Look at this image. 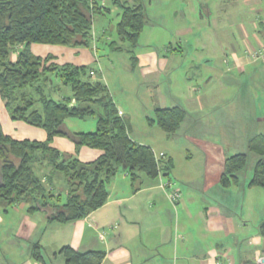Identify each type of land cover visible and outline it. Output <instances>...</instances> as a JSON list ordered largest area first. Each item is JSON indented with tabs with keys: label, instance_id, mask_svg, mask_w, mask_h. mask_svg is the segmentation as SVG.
<instances>
[{
	"label": "crops",
	"instance_id": "crops-1",
	"mask_svg": "<svg viewBox=\"0 0 264 264\" xmlns=\"http://www.w3.org/2000/svg\"><path fill=\"white\" fill-rule=\"evenodd\" d=\"M203 1H206V5L202 4L207 6L206 13L200 10V0L145 2L149 17L145 29L159 27L174 31L180 41L177 45L172 41L163 43L162 53L155 43H148L147 49L137 51L139 63L136 69L144 81L158 82L169 77V86H174V89L169 87L167 93L154 96L151 104L154 111L157 107L174 106L188 110L187 106H190L204 119L210 116L209 106L213 107L215 101L224 108L227 105L230 111L232 70L243 74L247 65L259 61L260 66H264V58L256 56L264 45V0ZM155 6L161 8L160 21L154 24L151 19ZM113 13L114 9L111 15ZM108 32L104 27L102 34ZM93 34L95 39L89 47L56 48L50 44H33L31 50L39 56H54L50 62L89 65L100 70L102 73H94L93 79L101 76L113 94L103 69L96 67L100 59V36L98 31ZM185 36L188 37L187 43ZM191 38L194 43L189 42ZM10 59L15 61L17 53L13 51ZM201 67L209 73L202 74L198 71ZM179 68L185 70L183 75L172 77L171 73ZM192 70L195 77L191 75ZM188 76L195 81H185ZM215 83L220 86L204 92L203 84L215 87ZM52 90L61 92L62 86L59 83L49 91ZM115 102L118 109L128 115L116 99ZM127 119L133 140L150 145L158 157L172 158L164 148L157 149L156 141L134 138L131 117ZM256 119L259 125H264V117L257 116ZM195 120L193 126L199 125L201 119ZM0 121L4 131L15 139L44 141L47 138L43 128L13 120L3 100ZM65 127L69 131L81 132L71 129L67 120ZM162 131L158 133L159 141H169L172 134ZM258 135L264 133L256 134L249 141ZM194 140L199 142L196 138ZM53 145L64 153L76 154L75 143L68 136H56ZM207 146L204 168L184 174L190 180L185 182V189L178 184L177 179L182 177H173L170 172L160 174L157 179L141 174V186L134 191L129 174L121 169L108 184L107 202L81 219L59 223L50 221L44 211L29 213L27 203L16 204L8 211L0 206V264H67L60 253L67 245L82 252L104 251L102 264H264V236L260 230L263 221L261 217L258 219V195L262 192L257 190L258 186L248 185L247 189V185L241 182L223 186L221 176L229 156L219 143ZM99 155L98 149L86 146L78 153L83 161L94 160ZM200 179L203 180L201 185L194 188L196 180ZM166 182L171 186L163 187ZM219 184L222 185L220 189ZM173 190L179 192L177 200L171 197ZM233 191H243V194L233 197ZM202 192L205 198H200ZM260 202L262 204L261 199ZM37 245L43 260L33 255V248Z\"/></svg>",
	"mask_w": 264,
	"mask_h": 264
},
{
	"label": "trees",
	"instance_id": "trees-1",
	"mask_svg": "<svg viewBox=\"0 0 264 264\" xmlns=\"http://www.w3.org/2000/svg\"><path fill=\"white\" fill-rule=\"evenodd\" d=\"M113 6L119 10L117 35L105 42L114 52H127L135 70L139 63L137 47L149 21L145 0H0V103L6 102L13 120L47 132L44 141L19 140L7 134L0 121V206L5 211L27 203L29 213L44 211L50 221L66 223L104 205L109 197L108 184L121 169L129 174L134 191L141 186V174L157 179L171 172V157H158L150 145L131 138L129 121L124 112L119 114L98 70L89 65L50 62L54 56H39L31 50L35 43L91 46L95 17L110 15ZM13 51H17L15 61L10 59ZM94 73L99 74L98 79H93ZM52 74L71 88L70 97L59 100L46 94L47 88L55 86ZM154 114L148 117L149 123L174 134L188 112L174 106L157 107ZM89 115L97 116L96 130L73 132L65 127L67 119ZM56 136H68L75 143L76 154L55 147ZM84 146L98 149L100 155L81 160L78 153ZM249 149L260 158L248 185L264 188V135L251 139ZM248 161L245 152L227 157L222 185H238ZM59 178L61 189L56 185ZM260 230L264 236V221ZM60 253L67 264H102L105 258L102 250L82 252L69 245ZM33 255L43 260L38 245Z\"/></svg>",
	"mask_w": 264,
	"mask_h": 264
},
{
	"label": "rangeland",
	"instance_id": "rangeland-1",
	"mask_svg": "<svg viewBox=\"0 0 264 264\" xmlns=\"http://www.w3.org/2000/svg\"><path fill=\"white\" fill-rule=\"evenodd\" d=\"M148 0H145V2ZM179 1V0H178ZM201 1L200 10L204 13L207 12V6L203 7L206 1ZM206 5V3H205ZM114 13L107 16H97L94 21L93 31H98L100 36L98 57L99 63L96 67L103 69L104 74L108 77L110 86L115 99L119 106L124 108L128 115L131 117L133 132L132 136L137 140L142 141H156L157 149L164 148V150L172 156L174 159V166L172 167L171 174L173 177L178 178L179 187L184 188L187 186L186 181H190L185 178L184 174L199 172L204 168V158L209 150L210 143H219L224 148L225 153L228 156L234 155L239 152H245L249 156L247 167L240 173V182L245 183L248 189V183L253 175L254 167L259 160L260 156L249 149V139L256 134L264 133V125H259L256 121L257 116L264 117V66H260V61L247 65L246 71L243 74L238 73L236 70H232L231 78V98H230V111L219 102L215 101V105L209 106L211 109L210 116L202 119L190 106L188 108V114L186 120L182 123L178 131L169 136V141H159L158 133L163 132L162 128L157 125H151L148 117L154 116L153 101L154 96L159 97L160 93H167L169 87L174 89V86H169V77L166 79L163 77L158 82H146L144 81L139 69L132 70L129 60V54L127 52H114L107 45L106 39L111 40L116 38V23L118 21L117 13L119 10L117 7H112ZM161 7H154V17L152 22L159 23L160 21V9ZM150 15L151 10L148 9ZM109 30L108 34H102V30ZM146 27L145 31L141 35L139 46L137 51L147 49L148 43H155V46L159 50V53L163 51V43H169L172 41L173 45H177L179 37H177L174 31H164L156 27L155 29H149ZM101 33V34H100ZM170 38L168 35H170ZM107 36V38H106ZM184 40L188 42V37L185 36ZM190 43H194V40ZM39 43H35L37 45ZM34 45V46H35ZM56 48H60L62 45H55ZM35 48V47H34ZM53 48V47H51ZM52 50V49H51ZM55 51V50H54ZM17 53V51H14ZM175 68V67H174ZM184 69L179 68L174 70L171 74L172 77L178 75L181 77L184 73ZM198 71L202 74L209 73L206 68H200ZM100 73H102L99 70ZM211 72V71H210ZM195 71H191V75L195 77ZM54 85L59 83L62 86L61 92L49 91L51 88L46 89V94L57 99V97L66 98L71 95V88L65 86L58 75H51ZM172 78V79H174ZM195 79L189 76L185 81L193 82ZM58 83V84H57ZM186 84V83H185ZM204 92H210L213 88H218L220 85L215 83V87L203 84ZM209 90V91H208ZM184 103V102H183ZM227 103V102H226ZM184 105V104H183ZM188 105V104H187ZM186 107V106H185ZM195 119H201L199 125L195 124ZM210 120V122H208ZM68 126L74 131L89 132L97 129V116L89 115L85 118H69L67 119ZM194 138L198 139L197 143ZM167 147H164V146ZM167 149V150H166ZM61 175V174H60ZM62 178V175L59 176ZM61 178L56 179V185L58 189H61ZM202 179L196 180L194 188L201 185ZM190 184V183H188ZM222 188L219 184L218 189ZM257 190L262 192V195H258V201L260 199L262 204H258V219L262 218L264 221V188L261 186L256 187ZM213 192V191H212ZM243 191H233L234 196H241ZM200 198H205L206 195L203 192ZM65 193H63V198ZM255 200V197H252ZM241 201V198H239ZM261 213V214H260ZM261 215V216H260Z\"/></svg>",
	"mask_w": 264,
	"mask_h": 264
},
{
	"label": "built area",
	"instance_id": "built-area-1",
	"mask_svg": "<svg viewBox=\"0 0 264 264\" xmlns=\"http://www.w3.org/2000/svg\"><path fill=\"white\" fill-rule=\"evenodd\" d=\"M256 56L264 58V45L261 46L260 49L256 52ZM119 114L123 115V111L120 110ZM162 185H163V187H168V186H171V183L170 182H166V183H163ZM171 194H172L171 197H172L173 200H177L178 199V197H179V192L178 191L173 190V192Z\"/></svg>",
	"mask_w": 264,
	"mask_h": 264
}]
</instances>
